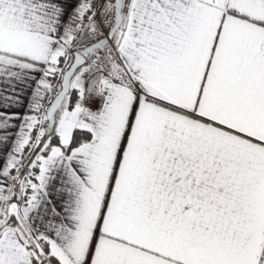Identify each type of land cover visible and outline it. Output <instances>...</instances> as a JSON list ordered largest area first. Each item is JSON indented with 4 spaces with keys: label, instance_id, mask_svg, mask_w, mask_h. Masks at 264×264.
<instances>
[{
    "label": "snow or ice",
    "instance_id": "1",
    "mask_svg": "<svg viewBox=\"0 0 264 264\" xmlns=\"http://www.w3.org/2000/svg\"><path fill=\"white\" fill-rule=\"evenodd\" d=\"M0 264H264V0H0Z\"/></svg>",
    "mask_w": 264,
    "mask_h": 264
}]
</instances>
